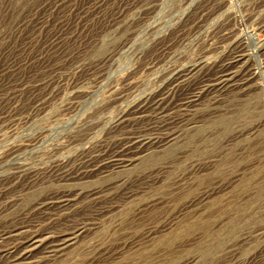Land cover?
I'll return each mask as SVG.
<instances>
[{
  "label": "rangeland",
  "instance_id": "374dc122",
  "mask_svg": "<svg viewBox=\"0 0 264 264\" xmlns=\"http://www.w3.org/2000/svg\"><path fill=\"white\" fill-rule=\"evenodd\" d=\"M263 1L0 0V264L32 235L43 245L76 239L21 264H264V80L247 79L264 58ZM246 31L250 56L232 87L162 112L174 115L170 142L110 173L50 176L58 160L119 147L130 134L109 129L121 110L194 63L168 92L169 105L180 103ZM63 192L69 201L44 213L41 203Z\"/></svg>",
  "mask_w": 264,
  "mask_h": 264
},
{
  "label": "bare ground",
  "instance_id": "6f19581e",
  "mask_svg": "<svg viewBox=\"0 0 264 264\" xmlns=\"http://www.w3.org/2000/svg\"><path fill=\"white\" fill-rule=\"evenodd\" d=\"M220 1H222V0H220ZM197 4H195V6H197ZM223 4H224V2H223ZM256 7L258 8V6H256ZM213 8H214V6H213ZM254 8H255V6H254ZM190 10H191V8H190ZM248 10H250V8H248ZM219 12L221 13V11H219ZM187 21L188 20H186V22ZM202 21H203V19H202ZM259 21H261V20H259ZM251 24H252V22H251ZM262 24H264V22ZM256 27L257 26H255V28ZM259 27H260V25H259ZM249 28H250V26H249ZM261 30H260V32H264V31H261ZM256 32H257V30H256ZM254 34L255 33L251 34L249 31L243 32L241 37L239 36L238 41H236L237 39L235 40L236 42L233 41L234 42V44L232 46L233 48L230 50V52H228L229 53L228 57H226V59L221 62V64L219 65V68H217V70L215 72H213L212 74L206 73L203 77H201V80L199 81V83H197V85L194 88H192V89L188 88L187 90L185 89V92H183V96H182V99L180 100L181 101L180 103H178V104L174 103L173 105H169V100L170 99L167 98L169 90L172 87L177 86V85L181 84L183 81L187 80V77H189L190 74L192 73V71H194L195 68H196V65H192L194 63H192L191 65L188 63L189 65H185V66L179 64L180 66L175 68V71L173 72V74L171 76H169V77L167 76L168 78L163 80L162 84L160 85V90H157V91L150 90L148 92L146 91V92L138 95L136 97V99L132 103L130 102L131 104H129V102L127 103L129 105H127L125 108H123L121 110L120 114L116 118L114 117L115 119L111 123L110 129H109L110 133H115L116 132L118 134H122V133L123 134H125V133H129L130 134V136L127 137L126 140L123 143H121V145L119 147H116L115 149H112L111 152H109L108 155H105V156L102 155L104 158H102L101 156L98 157V158H94V157L92 158L91 155L81 154L78 157L70 159L68 161L58 160V161L55 162V165L53 166V169H52V172H51L52 174L50 176L54 177V179L57 180V181H65V182H73L74 183V182H77V181H81V180H83V179H85V178H87V177H89L91 175H100V174L110 173L113 170H115L116 168L121 167L122 163H124V157L129 156V155H131L132 153H134L136 151H138L140 153L144 149H148L149 147H153V146L159 147V146H163V145L167 144L168 142H170L172 140L171 137L173 136V135H170V130H171V124L174 123L173 122L174 115L172 114V112H170V113H168L166 115L165 114L163 115L162 112H165V110L167 108L168 109H177V107L180 110H185V111L189 110L190 111V107L192 106V104L195 103L204 92L211 93L212 98H214L215 100L220 98L230 87H232V85H229L228 82H229V80H231L230 76H231V74L234 71L233 69L236 68L238 65H240L245 58L250 56V53L248 52V47H249L250 42L254 38ZM206 38H207V36H206ZM235 38H233V39H235ZM194 39H195V37H194ZM213 42H215V41H213ZM227 42L229 43V41H227ZM263 45H264V41H263L262 47H261V49L264 50ZM207 46H209V45H207ZM204 51H207V50H204ZM256 51H258V50L256 49ZM213 55L215 57L216 54H213ZM217 56H220V54H218ZM225 56H227V55H225ZM263 56H264V52H263ZM210 58H213V57H211V55H210ZM214 60H216V59H214ZM261 60H262V64H260L259 66H255L254 65V66H252V68L248 67L247 74H248L249 78H247V79H256L257 81L258 80H264V58L261 59ZM203 63L204 62H199V64H203ZM199 64H197V65H199ZM255 68H256V70L254 71ZM244 71H246V70H244ZM232 82H234V81H232ZM259 86H260V84H259ZM242 89H245V88H242ZM182 90H184V89H182ZM241 91H244V90H241ZM234 94H235V92H234ZM236 95H237V93H236ZM157 111H160L162 113L161 120H160L159 124H155L153 121H151L147 125L146 124L145 125H141L140 124L141 122L152 120L151 114L155 113ZM115 116H116V114H115ZM110 122H108V124ZM156 129L165 130V131H167V133L169 135L166 136L165 138H161L159 140L145 137L146 135H148V134H146V131H155ZM156 135H158V134H156ZM152 136H153V134H152ZM40 138H42V137H40ZM99 138H100V136H99ZM84 147L85 146H83V148ZM92 147H93V145H92ZM64 155H67V154H64ZM21 167H23V166H19L18 168H21ZM1 176H3V175H1ZM7 180H8V178H7ZM68 195L69 194H66L65 192H63L62 194H52V195L48 196L44 200V202L41 203V204H43V207H42L43 212L46 211L47 209L50 210L51 208L52 209H55V208L58 209L60 207H63L65 205V203H67V201H69ZM37 238H38V236L32 235V236L28 237L27 240H25L23 242H20L19 249L17 251H16V249H15V251L14 250L13 251H9L8 254L6 255V260L8 259L13 264H21V262L23 260H26L27 258H29L30 254L32 253L33 250H39L42 247H44V250H49V252L66 250L70 245L73 244V240L76 239V237H74V236L73 237H66V238H63V239H59L56 242L54 241V243L49 244V245H46V243H45L44 244L45 246H44L43 243H42V240L37 239Z\"/></svg>",
  "mask_w": 264,
  "mask_h": 264
}]
</instances>
